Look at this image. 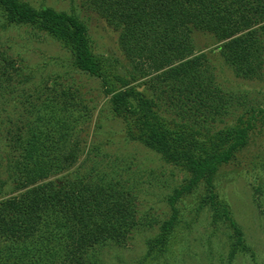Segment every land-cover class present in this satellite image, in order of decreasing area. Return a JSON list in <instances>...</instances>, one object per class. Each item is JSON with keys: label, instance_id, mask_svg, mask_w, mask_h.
<instances>
[{"label": "trees", "instance_id": "16d2710c", "mask_svg": "<svg viewBox=\"0 0 264 264\" xmlns=\"http://www.w3.org/2000/svg\"><path fill=\"white\" fill-rule=\"evenodd\" d=\"M86 5L113 27L122 62L94 51L87 25L74 11L37 8L25 0H0V11L4 26L26 25L58 41L71 68L100 81L121 137L185 173L166 198L169 216L146 240L136 264L158 261L172 246L182 216L177 203L190 195H196V213L209 209L210 224L227 229L223 264L252 253L221 184L226 175H239L258 212L264 211V154H244L264 134V0ZM197 33L209 35L236 78L261 83V103L247 100V90L236 95L216 80ZM25 68L0 47V104L13 108L11 114L0 109L11 123L3 135L6 178L0 187L9 184L13 191L0 198V264H93L96 248L126 246L142 224L135 191L96 168L84 175L69 172L82 149L73 129L84 99L57 86L58 76L39 80L43 89L33 87L34 74ZM4 123L0 119V129Z\"/></svg>", "mask_w": 264, "mask_h": 264}, {"label": "rangeland", "instance_id": "374dc122", "mask_svg": "<svg viewBox=\"0 0 264 264\" xmlns=\"http://www.w3.org/2000/svg\"><path fill=\"white\" fill-rule=\"evenodd\" d=\"M34 7L51 6L58 10L74 11L86 23L94 51L104 56L117 55L121 62L123 57L116 50V32L106 24L96 12L86 5V0H25ZM196 43L203 47L213 65L216 80L223 83L225 89L239 95L247 90V100L254 103L263 101L259 92L261 83L236 78L226 67L218 55V49L209 35L197 33ZM0 47L5 48L14 56L25 71H32L36 85L43 89L45 82L39 80L58 76L57 86L78 91L84 99L81 109V122L73 129V139L78 140L82 148L77 162L69 169L70 173L84 175L96 168V172L107 174L108 177L124 180L131 184L138 201V214L142 224L133 232L126 246L115 243L104 244L93 251V264H136L145 254V242L156 234L162 220L170 213L166 201L169 193L178 186L185 173L170 164L164 163L152 151L135 141H126L121 137V124L108 111L106 97L100 81L83 72L76 71L69 65V53L61 44L50 36L32 30L26 25L8 24L0 11ZM124 71L123 68H120ZM52 80L48 81V85ZM28 84L26 88H29ZM31 87V88H33ZM142 90V87H139ZM245 93V92H244ZM243 94V93H242ZM235 95V96H236ZM12 103L16 102L11 99ZM9 103V102H8ZM7 113H12L10 105H1ZM0 113L4 114L0 110ZM14 116V114H12ZM0 129V180H5L3 160L7 151L5 146L6 130L11 127L6 117ZM8 123V124H7ZM218 125V124H217ZM120 131V132H119ZM253 144L244 153L249 159L256 152L264 154V134L253 139ZM233 167V166H232ZM230 170V165L223 168ZM224 171V172H225ZM94 172V173H96ZM221 191L231 205L236 221L245 232L247 244L252 253H238L234 264H264V211L258 212L251 197V192L244 179L231 173L222 180ZM13 191L9 184L0 187V195L8 197ZM181 210V221L175 229L172 246L158 261L147 260V264H223L220 255L225 253L227 229L211 225L209 209L195 211L196 195H190L177 203ZM264 206V198H263Z\"/></svg>", "mask_w": 264, "mask_h": 264}]
</instances>
